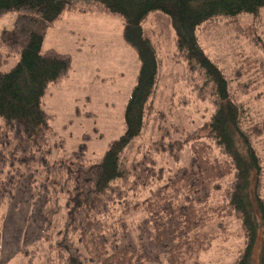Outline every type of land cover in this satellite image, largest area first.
<instances>
[{
    "label": "trees",
    "instance_id": "trees-1",
    "mask_svg": "<svg viewBox=\"0 0 264 264\" xmlns=\"http://www.w3.org/2000/svg\"><path fill=\"white\" fill-rule=\"evenodd\" d=\"M84 1L124 17L125 40L141 61L125 107V131L95 162L86 161L84 141L69 155L50 158L51 115L42 98L51 82L67 75L72 56L43 50L44 34L36 26L84 9L76 0H0V16L16 12L13 27L0 33V218L31 173L32 206L46 196L43 233L33 246L45 245L47 264H201V254L214 240L212 226L225 230L227 217L241 225L245 238L231 264H264V160L255 146L264 136V119L246 121V107L197 34L218 16H256L264 0ZM151 12H163L173 25L174 55L186 63L194 101L209 100L214 108L206 121L187 131L164 125L165 112L155 103L160 62L143 26ZM13 54L19 56L16 64L2 70ZM153 117L160 136L127 164L129 145ZM186 147L189 162L164 179L156 154L179 159ZM156 180L163 182L136 198ZM135 212L145 214L130 227L124 217ZM31 248L23 255L38 251Z\"/></svg>",
    "mask_w": 264,
    "mask_h": 264
},
{
    "label": "rangeland",
    "instance_id": "rangeland-1",
    "mask_svg": "<svg viewBox=\"0 0 264 264\" xmlns=\"http://www.w3.org/2000/svg\"><path fill=\"white\" fill-rule=\"evenodd\" d=\"M76 2L84 9L83 12L66 11L55 21L42 20L36 26V30L44 34L43 50L54 48L72 56L71 69L57 82L48 85L42 105L51 115L50 158H63L84 141L87 144L86 161L95 162L103 156L109 143L125 131V107L137 83L141 61L135 48L125 40L126 22L121 14L106 12L89 1ZM15 16L14 10L0 16V33L4 28L13 27ZM143 26L157 50L160 62L155 103L165 112L162 123L170 129L177 126L181 132L201 125L211 116L214 108L209 100L194 101L189 92V85L185 81L186 63L176 61L174 55L176 36L171 21L163 12H151ZM197 34L201 45L223 69L238 99L246 107V121L263 120L264 8L256 16L242 13L234 18L215 17L203 23ZM18 58V54H13L1 65V69L8 71ZM247 88L248 92H245ZM156 121V117H153L143 134L129 145L125 154L127 164L139 159L142 152L148 150L160 136ZM255 146L264 160V136ZM190 154L189 147L181 151L179 159L156 154L158 165L164 169V179L188 163ZM32 178L33 175L28 174L17 189L23 185L27 187V184L31 186ZM162 182L154 181L151 188L136 198H145L151 189ZM261 193L264 196V170ZM217 194L219 196V192ZM39 201L45 207L46 196L38 198L34 207ZM144 214L129 213L124 218L130 227H135ZM4 219L0 218V229ZM226 222L225 230L217 227V224L212 226L214 240L210 250L201 254V264H231L240 253L245 243L241 225L234 217H227ZM41 244L37 242L35 246H29L38 248L29 255H23L22 251L27 248L23 246L21 252L7 263L0 257V264H47L44 261L45 245Z\"/></svg>",
    "mask_w": 264,
    "mask_h": 264
},
{
    "label": "crops",
    "instance_id": "crops-1",
    "mask_svg": "<svg viewBox=\"0 0 264 264\" xmlns=\"http://www.w3.org/2000/svg\"><path fill=\"white\" fill-rule=\"evenodd\" d=\"M31 189L30 184L17 189L15 199L6 207L0 229V257L6 263L18 255L23 246L33 245L43 233L42 205L39 201L37 206H32Z\"/></svg>",
    "mask_w": 264,
    "mask_h": 264
}]
</instances>
